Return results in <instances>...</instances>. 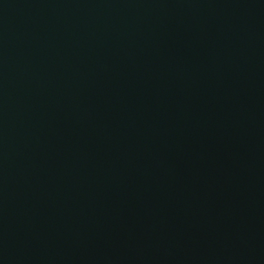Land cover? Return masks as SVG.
<instances>
[{
  "label": "water",
  "instance_id": "1",
  "mask_svg": "<svg viewBox=\"0 0 264 264\" xmlns=\"http://www.w3.org/2000/svg\"><path fill=\"white\" fill-rule=\"evenodd\" d=\"M0 264H264V0H0Z\"/></svg>",
  "mask_w": 264,
  "mask_h": 264
}]
</instances>
